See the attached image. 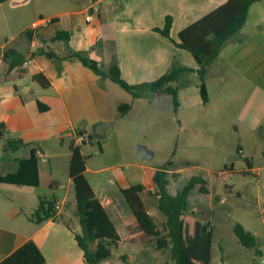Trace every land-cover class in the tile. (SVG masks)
<instances>
[{"label":"crops","instance_id":"crops-1","mask_svg":"<svg viewBox=\"0 0 264 264\" xmlns=\"http://www.w3.org/2000/svg\"><path fill=\"white\" fill-rule=\"evenodd\" d=\"M10 1L0 5V123H4L7 130L0 145L7 152H12L8 141H22L25 147L12 152L21 151V156L13 161V169H5L1 176L15 172L18 169L17 161L29 159L34 152L38 160L39 186L30 188L35 189L38 207L39 199L45 198L56 199L59 208L54 218L40 225L27 216L26 225L18 231L13 230L12 225L10 228L0 226V263L32 241L41 250L46 264H86L84 253L75 240V234L81 233V226L76 223L77 201L70 176V146L80 134L93 135L95 126L99 125L97 135L101 138L94 140L100 153L92 152L93 141L81 148L82 155L87 159L84 175L95 195L107 207L111 204V198L120 191L143 185L142 200L151 216L146 203L154 192L153 176L160 168L128 162V158L132 161L135 157L127 148L132 144L137 148L143 143L140 140L132 142L128 130L145 119H149L151 126L157 119H162L163 101L165 113L175 114L176 123L182 130L216 132L220 127L217 121L231 115L229 112L237 106L240 107L241 120L246 122L251 132L264 131V0L250 7L241 30L243 42L227 44L219 59L209 67L206 76L208 103L202 102L197 73L185 74L178 82V85H184V89L178 90L177 112L174 111L172 96L164 95V92L134 99L121 87L118 89L109 78L97 76L78 60L65 59L69 48L86 53L89 59L101 63L105 73L116 62L122 78L131 85L154 82L171 71L175 64L196 71L198 65L195 59L178 48L175 42H179L181 31L225 4L226 0H111L114 14L106 20H102V10L95 12L91 5L85 10L51 15L47 20L55 22L48 26L41 25V18L32 20L30 24L27 23L28 16H13V12L7 9ZM14 1L20 3L16 6L23 3L12 0L11 4ZM104 1L98 0L95 4ZM92 12V22L87 23L86 18L81 22L80 16ZM167 17L173 20L172 40L155 32L156 28L165 26ZM29 30V35H26ZM60 31L70 33L68 44L53 41ZM10 50L25 56L26 62L21 70L26 72L9 70L4 55ZM41 51L51 52L64 60H50ZM39 73L50 80V88L43 89L32 80ZM187 85L191 88L186 89ZM215 92L218 94H213ZM226 92L232 95H225L223 100H219L218 96ZM39 103L49 110L41 111ZM124 104L130 105V110L121 116L119 107ZM224 115L226 117H222ZM84 146L87 152L83 150ZM146 148L151 151L149 144H146ZM98 155L108 156L114 166H100L95 161ZM231 156H234V160H240L241 155L237 153ZM46 163L52 164L47 173L44 172ZM123 167L131 170L125 172ZM225 169L226 172L235 171L233 164L230 168L226 165ZM43 178L48 184L45 190L42 187ZM207 188L211 194V189ZM260 188L261 200L264 186ZM152 197L158 208V198ZM9 218L13 220L14 215ZM194 222L196 229L200 220ZM136 233L140 235L135 226H129L128 238L122 239L120 244L138 236ZM194 235L195 231L191 239ZM109 261L103 263L110 264Z\"/></svg>","mask_w":264,"mask_h":264},{"label":"rangeland","instance_id":"rangeland-1","mask_svg":"<svg viewBox=\"0 0 264 264\" xmlns=\"http://www.w3.org/2000/svg\"><path fill=\"white\" fill-rule=\"evenodd\" d=\"M11 1L7 6L8 11L13 12V16L16 14L28 16L27 23L30 22V24L32 20L39 18L47 20L51 15L64 11L85 10L91 5L95 12L102 10V20L114 14V7L110 5L111 0L97 4L95 2L98 0H21L23 3L19 6L11 4ZM88 14L80 16L81 22H84ZM95 14L97 16V13ZM173 85V87H179V90L184 89V85L178 86L176 83ZM115 86L121 89L118 85L115 84ZM190 88L191 86H186V89ZM225 95H232V93L226 92L219 95L218 99L223 100ZM239 108L234 107L229 112L231 115L227 117L224 115L222 117L226 118H220L217 121L220 127L216 132L199 129L188 131L182 130L176 123L175 114L172 116L169 112L165 113L167 111L163 101L162 119H157L152 126L149 119H145L140 121V124H133L135 126L128 130L132 142L140 140L143 142L141 145L145 147L149 144L150 152L154 154L151 159L141 158L136 152V146L132 144L133 147L130 146L127 149L135 158L134 161L128 158V162L137 163L139 166L147 165L151 168H162L172 163L169 168H176L174 169L176 173L181 175L177 181H172L171 189L174 194L182 190L194 176H201L212 191L211 194L204 195L197 187L190 197L194 209L192 212H187L183 218L182 242L189 258V262L184 264H264V198L261 200L259 198L260 187L264 186V131L251 132L246 122L241 120L242 114ZM92 146L93 153H100L95 140ZM239 147L243 155L240 153V160H234L231 155H236ZM83 150L87 152V147L84 146ZM20 156L21 151L7 152L6 148L0 145V175H3L7 168L13 169V161ZM95 161L105 168L114 166V162L108 156L98 155ZM247 161L251 164V168ZM232 164L235 171L226 172L225 166L230 168ZM51 166L52 164H44V172H49ZM123 170L127 172L131 168L123 167ZM58 173L61 175V170ZM47 185V180L43 178V190L48 189ZM97 192L100 191L97 190ZM154 201H156L155 198L149 196L146 205L151 210L158 228L163 231L166 217L158 212L157 202ZM37 207L38 198H36L35 189L0 184V226L10 228L12 225L13 230H20L26 225L27 216L31 218ZM12 214L13 220L9 218ZM77 218L76 215V223L79 224ZM199 220L201 223L212 225L213 228L212 254L209 263L205 259L190 256V239L195 231L194 221ZM123 221L130 223H123ZM113 222L123 240L128 238V228L131 225L136 227L140 235L136 233L138 236H134L114 249L110 264H174L169 251H158L156 242L140 232L137 223H133L130 213L114 218ZM237 224L255 234L258 242L256 249L242 246L234 233V227Z\"/></svg>","mask_w":264,"mask_h":264},{"label":"trees","instance_id":"trees-1","mask_svg":"<svg viewBox=\"0 0 264 264\" xmlns=\"http://www.w3.org/2000/svg\"><path fill=\"white\" fill-rule=\"evenodd\" d=\"M8 1L0 0V5ZM260 1L262 0H226L225 4L179 33V42H175V44L178 48L192 55L198 65L196 71L175 64L171 71L154 82L131 85L122 78L121 70L116 62L112 63L108 73H105L103 65L89 59L86 53L69 48L68 56L65 59L78 60L97 76L109 78L124 91L131 94L134 99L143 98L152 93L164 92L172 96L175 112L179 109V87H173L171 84H178L185 74L196 72L199 78V91L202 102L207 104L209 96L206 76L209 67L219 59L222 49L227 44L243 42L241 30L247 21L249 9L254 3ZM54 22L55 20H51V24ZM172 23V18L167 17L165 26L156 28L155 32L172 40ZM29 33L30 30L25 34L29 35ZM70 37V33L60 31L53 38V41L60 40L68 44ZM41 54L50 60H64V58L57 57L48 51H41ZM4 61L9 65L10 71L19 70L23 73L26 72L21 70V67L26 62L23 54L14 50L7 51L4 55ZM32 80L37 82L43 89L51 87L50 80L43 73L34 75ZM39 108L41 111L49 110L48 107L41 103H39ZM129 110L130 105H121L119 114L124 116ZM6 132L5 124L0 123V141ZM90 139L91 142L94 140L93 135L90 136ZM8 146L12 152H16L25 147V144L22 141H8ZM81 148L82 146L75 145V141L71 143L70 176L74 184L77 216L81 226V233L75 234V240L84 253L85 263L101 264L111 259L113 250L118 248L123 239L113 219L123 217L126 213H130L132 221L137 223L140 232L145 237L156 242L158 251H169L174 264L189 262L182 242V219L187 212H192L194 209L190 197L197 187H199L201 194H209L206 181L201 176H194L182 190H178L174 194L171 189L172 181H177L181 175L169 168L172 163H168L156 171L153 176L155 188L152 196L158 198V210L166 217L162 231L146 210L142 200V194L145 190L143 185L131 186L120 191L118 195L111 198V204L107 207L101 203L84 175L87 159L82 155ZM240 151L241 147L238 149V155H241ZM17 162L18 169L15 172L8 173L5 176L0 175V184L19 187L39 186L38 160L34 152L29 159L18 160ZM247 163L251 168L249 161ZM39 202V207L30 218L32 222L38 225L54 218L57 214L56 199L40 198ZM234 233L242 246L249 249L257 248L258 242L255 236L251 232L246 231L240 224L234 227ZM212 244V225L197 222L195 235L190 242V256L205 259L209 263L212 254ZM0 264H46V260L38 246L34 242L29 241Z\"/></svg>","mask_w":264,"mask_h":264},{"label":"built area","instance_id":"built-area-1","mask_svg":"<svg viewBox=\"0 0 264 264\" xmlns=\"http://www.w3.org/2000/svg\"><path fill=\"white\" fill-rule=\"evenodd\" d=\"M93 17H94V13L93 12L91 14H88L87 17H86L87 23L92 22ZM50 24H51V20H42L41 21V25L42 26H48ZM90 136L91 135H86V134L78 135L75 138V140H74L75 141V145L76 146H83V145H86V144H90L91 143ZM58 208H59L58 205H56V209H58Z\"/></svg>","mask_w":264,"mask_h":264},{"label":"water","instance_id":"water-1","mask_svg":"<svg viewBox=\"0 0 264 264\" xmlns=\"http://www.w3.org/2000/svg\"><path fill=\"white\" fill-rule=\"evenodd\" d=\"M17 4H20V3H17V2H14V5H17ZM99 125L95 126L94 127V130H93V137L94 139L96 140H99L101 137L99 135H97V129H98ZM136 152L138 153V155L141 157V158H147V159H151L153 157V153L150 152L145 146L143 145H139L137 148H136ZM232 159L234 158V156H231ZM239 159V158H237ZM263 198H264V192H263Z\"/></svg>","mask_w":264,"mask_h":264}]
</instances>
